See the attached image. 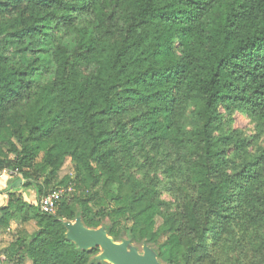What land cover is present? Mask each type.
I'll list each match as a JSON object with an SVG mask.
<instances>
[{
    "label": "trees",
    "instance_id": "obj_1",
    "mask_svg": "<svg viewBox=\"0 0 264 264\" xmlns=\"http://www.w3.org/2000/svg\"><path fill=\"white\" fill-rule=\"evenodd\" d=\"M221 108L264 136V0H0V171L35 193L6 191L0 264H107L77 216L163 264H264V146Z\"/></svg>",
    "mask_w": 264,
    "mask_h": 264
},
{
    "label": "water",
    "instance_id": "obj_2",
    "mask_svg": "<svg viewBox=\"0 0 264 264\" xmlns=\"http://www.w3.org/2000/svg\"><path fill=\"white\" fill-rule=\"evenodd\" d=\"M9 189L19 188L21 179H11ZM65 238L80 251L97 249L93 259L107 264H163L153 248L142 243L139 250L130 239L114 241L108 236L104 225L98 228L85 227L79 216L72 222H65Z\"/></svg>",
    "mask_w": 264,
    "mask_h": 264
},
{
    "label": "rangeland",
    "instance_id": "obj_3",
    "mask_svg": "<svg viewBox=\"0 0 264 264\" xmlns=\"http://www.w3.org/2000/svg\"><path fill=\"white\" fill-rule=\"evenodd\" d=\"M220 113L223 116L224 121V133H236L240 135V137L250 138L249 147L248 150L250 152H254L257 148L264 146V136H260L257 139V133L255 129L256 122L247 116L246 114L239 112V111H232L231 113L225 112L224 108L220 109ZM218 135V134H216ZM254 137V138H253ZM71 172V165L69 163V160H67L60 172V176L62 177L65 174H69ZM6 178L0 179V183L2 180H5ZM23 195L17 194L18 196H21L22 199L25 201H35L34 199V190L32 188H24ZM16 195V194H15ZM162 199L166 201L173 202L174 196L172 192L168 191L166 188L162 189ZM156 227H159L161 225V219L156 217ZM16 226L15 224H11L10 229L4 231L0 228V249L5 248L12 240H13V232L15 231ZM17 229H25L28 233H32L34 231V223L29 222L23 226L18 227ZM164 238L161 240L163 241ZM139 250L141 244L134 243ZM24 264H30L29 260H26Z\"/></svg>",
    "mask_w": 264,
    "mask_h": 264
},
{
    "label": "built area",
    "instance_id": "obj_4",
    "mask_svg": "<svg viewBox=\"0 0 264 264\" xmlns=\"http://www.w3.org/2000/svg\"><path fill=\"white\" fill-rule=\"evenodd\" d=\"M17 175L18 174L16 171H11L7 169L0 171V179L4 177L6 179H16ZM62 194L63 192L61 190H54L42 196L38 202L40 212L47 215L54 214L58 207Z\"/></svg>",
    "mask_w": 264,
    "mask_h": 264
},
{
    "label": "crops",
    "instance_id": "obj_5",
    "mask_svg": "<svg viewBox=\"0 0 264 264\" xmlns=\"http://www.w3.org/2000/svg\"><path fill=\"white\" fill-rule=\"evenodd\" d=\"M11 184H12L11 179L2 180V182L0 183V208L6 205V202H7V192L6 191L12 192L15 190L17 194H21L24 196L23 190H22L24 188L21 187L22 184L19 188H14V189L10 190L9 186ZM29 202H31V201H29ZM0 215H1V212H0Z\"/></svg>",
    "mask_w": 264,
    "mask_h": 264
}]
</instances>
